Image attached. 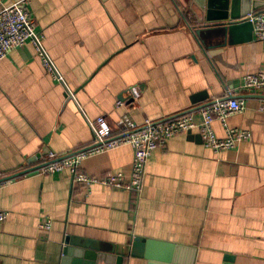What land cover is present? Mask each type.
<instances>
[{
    "label": "crops",
    "instance_id": "obj_1",
    "mask_svg": "<svg viewBox=\"0 0 264 264\" xmlns=\"http://www.w3.org/2000/svg\"><path fill=\"white\" fill-rule=\"evenodd\" d=\"M227 2V11L264 13V0ZM223 4L29 0L54 70L30 42L0 59V179L11 178L0 189L9 212L0 264H264V88L243 85L264 71V40L249 25L225 29ZM231 97L245 109L227 126L250 137L216 151L197 129L179 133L154 150L139 192L75 182L68 168L37 171L50 151L93 146L100 116L116 134L125 114L139 124L190 112L199 120L198 110ZM227 126L213 122L219 138ZM133 159L122 145L81 169L129 180Z\"/></svg>",
    "mask_w": 264,
    "mask_h": 264
},
{
    "label": "built area",
    "instance_id": "obj_2",
    "mask_svg": "<svg viewBox=\"0 0 264 264\" xmlns=\"http://www.w3.org/2000/svg\"><path fill=\"white\" fill-rule=\"evenodd\" d=\"M29 0H18L10 4L0 0V59L8 53L26 43H32L50 70L53 69L51 60L42 48L41 39L36 31V21L31 17L28 9ZM247 19L254 26V34L257 39L264 40V13L250 12ZM244 88L249 90H261L264 88V71L249 73L244 76ZM132 95L140 96L138 86L132 87ZM245 109V101L241 98H222L210 105L198 110L200 119L197 120L195 112L175 115L159 120H146L139 124L130 116L123 115L118 121V131L113 133L111 126L103 116L91 122L94 134V145L69 153L58 155L50 151L47 163L40 165L39 173L51 174L70 169L75 182L91 185L101 183L108 187L126 188L136 192L141 191L146 174V165L150 156L157 148L165 147L171 137L197 129L207 147L216 151L229 149L238 141L248 139L250 133L238 128H229L227 119L230 115L240 113ZM259 110L264 112V100L259 104ZM219 119L227 126V136L219 138L213 128V122ZM122 145H130L134 152L132 174L129 180L123 173L112 174L105 177L88 175L81 169L82 161L92 155L106 152ZM11 178L0 179V189ZM9 212L0 208V223L8 218ZM43 227L49 229L51 223L46 222Z\"/></svg>",
    "mask_w": 264,
    "mask_h": 264
},
{
    "label": "water",
    "instance_id": "obj_3",
    "mask_svg": "<svg viewBox=\"0 0 264 264\" xmlns=\"http://www.w3.org/2000/svg\"><path fill=\"white\" fill-rule=\"evenodd\" d=\"M227 1L228 0H224V4L221 6L223 11H221V13L219 14V16H221L220 18L223 20L231 19L230 21L223 23L224 28L227 30L231 29V31H233V30H236L240 27L249 25V26L253 27V30H254L253 24L251 23V21H249L247 19V15L249 14L251 9H249V7H246L240 13L235 12L234 10H232V12L227 11V9H228V2ZM208 18H214V16L212 17V13H209ZM231 98H233V97H231ZM227 261H230L228 264H234L232 257H227ZM66 264H68V263L66 262Z\"/></svg>",
    "mask_w": 264,
    "mask_h": 264
}]
</instances>
